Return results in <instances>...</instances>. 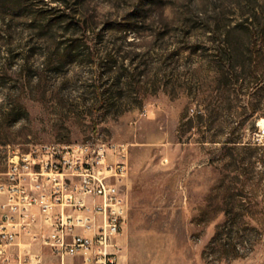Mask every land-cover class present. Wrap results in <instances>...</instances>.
<instances>
[{"label":"rangeland","instance_id":"374dc122","mask_svg":"<svg viewBox=\"0 0 264 264\" xmlns=\"http://www.w3.org/2000/svg\"><path fill=\"white\" fill-rule=\"evenodd\" d=\"M97 138L128 264H264V0H0V156Z\"/></svg>","mask_w":264,"mask_h":264},{"label":"built area","instance_id":"2783aa9c","mask_svg":"<svg viewBox=\"0 0 264 264\" xmlns=\"http://www.w3.org/2000/svg\"><path fill=\"white\" fill-rule=\"evenodd\" d=\"M3 149L0 264H128L126 143L97 138Z\"/></svg>","mask_w":264,"mask_h":264},{"label":"trees","instance_id":"16d2710c","mask_svg":"<svg viewBox=\"0 0 264 264\" xmlns=\"http://www.w3.org/2000/svg\"><path fill=\"white\" fill-rule=\"evenodd\" d=\"M67 8V7H66ZM66 12V11H65ZM50 14V13H49ZM32 18L34 17V18H40V19H48V17H50L49 15H48V12H46V11H43V10H39L38 12H36V13H34V12H32ZM62 16H64L65 17V19L64 18H62ZM66 17H68V13H65V14H61V15H57V16H53V17H51L49 20H47L48 21V23H47V26H52V23H54V21L56 20V19H61L62 18V20H61V23H65L67 20H66ZM263 155H264V152H263ZM235 169H238L237 167H235ZM225 211V210H224ZM226 212V215H227V210L225 211ZM228 214H229V211H228Z\"/></svg>","mask_w":264,"mask_h":264}]
</instances>
